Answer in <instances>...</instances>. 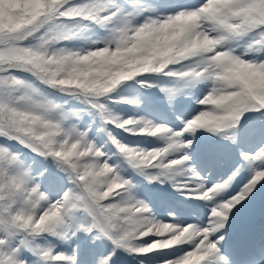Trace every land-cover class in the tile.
Instances as JSON below:
<instances>
[{"label": "snow or ice", "instance_id": "snow-or-ice-1", "mask_svg": "<svg viewBox=\"0 0 264 264\" xmlns=\"http://www.w3.org/2000/svg\"><path fill=\"white\" fill-rule=\"evenodd\" d=\"M228 2L231 0H200L199 4H205L206 10L214 13L217 4ZM243 3L253 11L264 8V0H243ZM5 4L11 5L13 12L23 14L32 10L34 0H0V5ZM56 9L61 20L83 17L72 14L87 9H93L98 16L119 15L121 12L139 15L143 12L139 0H56L53 10ZM98 16L83 18L96 22ZM3 41L0 34V50L3 51V58H0V264H52L53 261L79 264L76 249L70 252L57 250L48 234L70 242L80 232L111 242L112 247L108 251L95 257V264H112L119 250L142 255L140 264H145L147 254L164 249H174L180 254L165 259L163 264L221 262L223 256L217 254L220 248L218 238L225 227L216 222L217 214L229 220L232 210L252 194L257 184L264 183V143L251 151L241 150L240 165L216 181L208 180L195 168L189 149L194 146L197 129L204 128L235 141L237 126L245 113L251 111L264 117V54H256L264 50V24L242 37L249 51L243 54L242 59L240 56L236 59L238 63L248 62V66L234 78L230 95L198 101L205 106L234 101L237 107L232 112H217L212 108L202 110L194 118L185 120L183 128L177 130L146 117L118 115L101 102L104 95H98L94 102H89L98 109L105 122L103 131L107 132L118 154L144 174L149 182H171L178 190L208 203L210 216L198 222L181 217L175 209L169 210L171 220L156 216L149 201L136 195V185L122 174L120 165L113 164L110 154L92 138L91 129L81 126L68 129L65 134L70 146L66 150L53 151L46 158L38 145L25 141L23 133L26 129L17 128L16 135L5 132L4 121H8L10 126L15 125L19 115L16 101L3 90L5 73L22 75L18 68L5 67L6 62H11V48H5ZM227 47L224 45L217 51L223 52ZM167 74L181 78L174 72ZM12 78V75L7 76V79ZM121 79L125 77L121 76ZM162 91L171 100L180 89L164 87ZM121 99L130 104L139 103L127 97ZM110 126L132 135L162 136L166 144L152 148L132 145L114 131H109ZM225 129L232 131L224 132ZM188 133L193 135L190 137ZM73 136L78 139L71 141ZM78 147L92 154L94 162L88 165L78 163L82 155L77 153ZM25 150L33 155L27 157ZM28 161L35 167L29 169ZM97 161L103 165L101 171L115 177L113 187L119 195L114 193L104 198L89 181L88 177L95 174ZM244 169L249 170L248 182L234 194H229L228 189ZM45 182L49 185L47 189ZM50 189H55L54 194ZM124 196L126 200L121 199ZM144 238L150 239L145 241ZM161 241L167 243L161 244Z\"/></svg>", "mask_w": 264, "mask_h": 264}, {"label": "clouds", "instance_id": "clouds-1", "mask_svg": "<svg viewBox=\"0 0 264 264\" xmlns=\"http://www.w3.org/2000/svg\"><path fill=\"white\" fill-rule=\"evenodd\" d=\"M55 3L56 0H34L32 10L23 14L13 12L12 6L5 4L0 17V34L5 48H11V62H6L5 67L31 74L5 73L3 90L16 101L19 115L15 125L4 121L3 130L16 135L17 128L26 129L25 141L38 145L45 158L53 151L66 150L70 146L66 131L80 128L84 110L73 107L71 100L94 102L98 95L105 96L141 74L167 70L179 74L185 84L211 82L204 99L229 96L234 78L248 66V62H237V56L242 59L249 51L244 47L238 53L239 41L264 24V8L250 10L243 0L219 3L214 13H209L205 4L181 7L168 0H139L149 9L143 16L128 12L98 16L93 9L72 14L97 15L96 25L106 30L100 32L84 19H59L58 9L53 10ZM224 45L228 46L225 51H217ZM175 65L179 67L170 68ZM9 75L13 78L7 79ZM209 106L217 112H232L237 107L234 101ZM77 139L73 136L71 141ZM77 153L82 154L78 160L81 165L94 162L92 154L83 147H78ZM95 163V174L88 179L96 191L104 198L119 195L113 187L115 177L101 171L103 165L98 161ZM28 164L29 169L35 167L31 161ZM121 199L126 200V196ZM227 220L217 214L216 222L224 227ZM226 237V231L219 236L217 254L223 256L221 264H233L222 251Z\"/></svg>", "mask_w": 264, "mask_h": 264}, {"label": "bare ground", "instance_id": "bare-ground-1", "mask_svg": "<svg viewBox=\"0 0 264 264\" xmlns=\"http://www.w3.org/2000/svg\"><path fill=\"white\" fill-rule=\"evenodd\" d=\"M190 151V154H191V156H192V160H194V163H192L194 166H195V168L202 174V176H203V173L207 170V168L209 167V166H203V165H195V162H196V160H195V148L193 149V150H189ZM214 154H215V156H216V152H214ZM224 161V159H222L220 162H218L217 163V165H215V167L217 168L216 170H218L222 165H224L225 164V162H223ZM223 162V163H222ZM212 163V162H211ZM211 165V164H210ZM216 170L214 171V172H211V173H209L207 176H205L208 180H211L210 179V177L213 175V174H215V172H216ZM246 182L245 181H240L239 183H238V188H236V190H234V191H232V190H228V193L229 194H234L237 190H239L240 189V187L243 185V184H245ZM171 186H172V183H171ZM173 187V186H172ZM177 192L178 191H180V192H182V193H184L186 196H187V202H184V211L187 213V216H185V215H183V216H181V217H183V218H187V219H190V220H194V221H201V220H198V219H196L195 218V215L194 214H192L191 212H190V207L187 205V203H192L194 206L195 205H197V204H200L201 206H203V207H207V216H206V218L207 217H209L210 216V210H209V208H210V206L208 205V203L207 202H205L204 200H202V199H199V198H197L196 196H194V195H192L194 198H196V201H190V200H188L189 199V194H187L186 192H184V191H181V190H178L177 188H175V187H173ZM262 189H264V183H260V184H257V186H256V188H255V190L252 192V193H254V192H257V191H259V190H262ZM198 201H200V203L198 202ZM243 203V202H242ZM242 203L241 204H239L238 206H236V208H234L233 210H232V213H231V217H234V215L236 214V213H238L241 209H242ZM205 218V219H206ZM202 220H204V219H202ZM168 251L167 250H165V251H163V252H158V253H156V255L154 256V258L153 257H151V258H149L148 260H146V263H154L155 262V264H163V261L165 260V259H168L169 257H168Z\"/></svg>", "mask_w": 264, "mask_h": 264}, {"label": "rangeland", "instance_id": "rangeland-1", "mask_svg": "<svg viewBox=\"0 0 264 264\" xmlns=\"http://www.w3.org/2000/svg\"><path fill=\"white\" fill-rule=\"evenodd\" d=\"M1 8H2V5H0V10H1ZM256 54L259 55V53H256ZM260 54H262V53H260ZM178 80H180L178 86L187 87V88L190 87V86L192 87V84H185V83L182 81L181 78H178V77H177V79H175V78H171V81H172L174 84H176V83L178 82ZM210 83H211V82H206L205 87H204V89H205L206 91H209V90H210V88H211V86L209 85ZM180 91H183V89L180 88ZM210 108H211V106H209L208 109L206 108L205 110H209ZM253 129H257V130H259V131H261V132H264V130H260V129H258L256 126H252V127H250L248 130H253ZM238 140H239V142H240L241 144H245L246 141H248V139H247V135H245L244 133L241 134V135H240V138H239ZM242 171H243V170H242ZM242 171L238 174V176L241 175Z\"/></svg>", "mask_w": 264, "mask_h": 264}]
</instances>
